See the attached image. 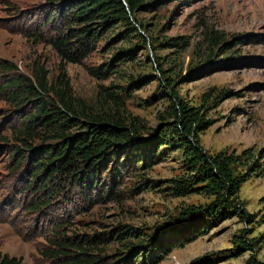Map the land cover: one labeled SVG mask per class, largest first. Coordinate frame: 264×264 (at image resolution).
I'll return each instance as SVG.
<instances>
[{
  "label": "rangeland",
  "instance_id": "374dc122",
  "mask_svg": "<svg viewBox=\"0 0 264 264\" xmlns=\"http://www.w3.org/2000/svg\"><path fill=\"white\" fill-rule=\"evenodd\" d=\"M152 1L149 11L131 15L136 35L127 37L124 28H116L83 65L66 64L77 109L102 112L104 105L105 112L143 128L142 139L169 140L162 134L178 120L181 102L203 119L202 153L237 157L233 173L246 180L232 206L216 217L185 215L188 208L213 205L215 197L173 193L174 180H189L191 174L182 152L156 154L161 158L152 163L150 149L143 146L118 150L98 166L96 178L105 184L99 203L91 205L96 196L87 184L84 189L63 185L61 191L49 187L47 194L35 180L26 190L31 158L55 140L40 134L29 149L17 141V132L12 134L39 104L14 106L19 91L1 92L12 74L3 66L14 65L13 75L30 78L41 64L53 84L62 60L46 41L52 33L45 32V42L33 36L45 30V0H0V250L21 257L23 264H52L42 251L48 248L46 238L59 229L91 236L118 225L176 245L156 264H264V0ZM122 50L130 57L117 62L107 79L89 75L86 68ZM101 86L121 94L123 106L99 101ZM47 98L55 100L51 93ZM15 151L26 157L19 167L20 155L9 157ZM43 197L49 202L45 207ZM36 205L41 207L33 209ZM118 248L114 242L103 249L114 256Z\"/></svg>",
  "mask_w": 264,
  "mask_h": 264
},
{
  "label": "trees",
  "instance_id": "16d2710c",
  "mask_svg": "<svg viewBox=\"0 0 264 264\" xmlns=\"http://www.w3.org/2000/svg\"><path fill=\"white\" fill-rule=\"evenodd\" d=\"M45 1L48 5L42 20L45 30L33 36L36 42H45V32L52 33L46 41L62 60L61 73L50 84L48 72L41 64H36L30 78L13 75L16 73L14 65L3 66L12 74L1 87V92L19 91V96L13 99L14 106L19 108L25 104H39L36 111L23 119L17 131L12 129V134L17 132V141L29 149L30 142L40 134L55 140L53 144L43 145L39 153L31 158L29 172L33 170V173L25 186L26 190L32 187L35 180L41 184L40 190H46L47 194L51 187L61 191L65 185L84 189L87 184L89 193L94 191L96 196L92 205L101 202L105 194V184L96 178L98 166L114 152L128 148L137 151L146 146L151 151V162L157 163L161 157L155 159L156 154L177 148L182 152L191 174L189 180H174L173 193L186 195L193 191L216 199L207 208H188L184 214L197 211L203 217L214 218L221 209L230 208L246 178L233 173L237 157L223 153L207 156L202 153L198 129L202 127L203 119L198 112L180 102L175 109L178 120L162 134L168 135L169 140L156 137L146 141L141 138L143 128L133 121L128 122L109 111L105 112L104 105H101L102 112L84 111L76 107L66 64L83 65L84 60L96 52L104 36L116 28H124L122 33L127 37L136 35L138 29L132 24L131 15L140 10L149 11L155 3L152 0ZM130 55L127 50H122L112 60L86 69L90 76L105 80L115 72L116 63L125 61ZM100 88L99 99L102 96L103 100L99 101L114 104L118 109L123 106L121 94L108 92L109 87ZM49 93L55 100H48ZM16 152L9 157L14 154L18 157L20 153ZM25 159L24 155H20L16 167ZM45 199H41L43 207L49 203ZM40 207L36 205L32 208ZM46 242L48 248L42 254L52 264H156L176 246L170 240L166 242L164 236L155 237L142 229L124 225L91 236H70L59 229L56 235L46 238ZM114 242L119 244L117 252L114 256L107 255L103 248ZM0 264H23V259L0 250ZM251 264L258 263L253 261Z\"/></svg>",
  "mask_w": 264,
  "mask_h": 264
}]
</instances>
